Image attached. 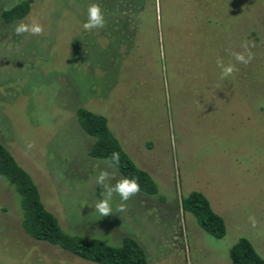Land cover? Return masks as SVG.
<instances>
[{
  "label": "rangeland",
  "instance_id": "obj_1",
  "mask_svg": "<svg viewBox=\"0 0 264 264\" xmlns=\"http://www.w3.org/2000/svg\"><path fill=\"white\" fill-rule=\"evenodd\" d=\"M92 4L105 27L87 31ZM20 23L43 34L17 35ZM245 42L254 58L243 79L239 70L222 79L217 60L238 68L233 53ZM79 107L107 119L156 196L139 193L120 212L113 194L112 214L96 211L122 177L88 156ZM0 141L67 232L112 245L132 236L150 264H231L241 237L264 258V0H34L26 18L0 29ZM191 191L223 217L222 239L182 211ZM0 264L94 263L29 238L0 178Z\"/></svg>",
  "mask_w": 264,
  "mask_h": 264
},
{
  "label": "trees",
  "instance_id": "obj_2",
  "mask_svg": "<svg viewBox=\"0 0 264 264\" xmlns=\"http://www.w3.org/2000/svg\"><path fill=\"white\" fill-rule=\"evenodd\" d=\"M34 0H0V29L9 28L26 18ZM249 66V65H248ZM238 65L237 73L244 75L249 67ZM248 67V68H246ZM237 81L236 83H238ZM81 130L92 139L88 156L105 160L112 152H119L120 166L115 168L122 178H136L140 193L156 196L158 186L153 178L138 168L123 149L120 141L108 126L107 119L86 108L75 111ZM0 178L13 187L21 212V227L24 233L37 242L58 247L71 255L94 264H150L140 242L132 236L121 238L119 245H112L97 237L85 238L65 231L58 219L46 209L40 191L31 176L17 163L8 148L0 141ZM183 212L189 213L200 229L214 239H222L226 234V224L217 214L208 198L199 191H191L180 200ZM231 264H264L251 241L239 238L230 248Z\"/></svg>",
  "mask_w": 264,
  "mask_h": 264
},
{
  "label": "clouds",
  "instance_id": "obj_3",
  "mask_svg": "<svg viewBox=\"0 0 264 264\" xmlns=\"http://www.w3.org/2000/svg\"><path fill=\"white\" fill-rule=\"evenodd\" d=\"M105 27V18L104 14L97 4H92L88 7L87 10V22L84 23L83 28L87 31H92L94 29H103ZM43 27L38 23H33L31 25H27L24 23H20L15 27V33L17 35H23L24 33H28L30 35L39 36L43 34ZM244 52L233 53L235 60L238 63L247 65L254 58L253 53L249 49L248 42H245L242 45ZM246 53V54H245ZM217 66L221 68V78L225 79L229 76H232L237 69L231 63L225 65L221 59L217 60ZM34 145L32 143L27 144V148L30 150ZM109 167L119 168L120 166V154L119 152H112L109 157H107L104 161ZM110 177L109 172L101 171L99 176L97 177V184L104 186L105 181ZM140 193V185L136 178H122L115 183V185L111 187H107L106 191L101 193L100 201L95 205L96 211L103 217H107L112 214V208L110 205V201L113 197V194H116L120 197L122 203L118 207V211H125L126 204L133 196H136ZM249 221L253 228L256 227V220L254 216L249 217Z\"/></svg>",
  "mask_w": 264,
  "mask_h": 264
}]
</instances>
